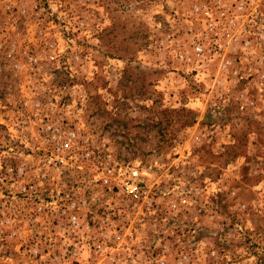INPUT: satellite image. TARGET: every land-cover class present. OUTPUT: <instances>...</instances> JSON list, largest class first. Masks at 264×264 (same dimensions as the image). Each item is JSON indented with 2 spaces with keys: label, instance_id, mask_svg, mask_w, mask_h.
<instances>
[{
  "label": "rangeland",
  "instance_id": "374dc122",
  "mask_svg": "<svg viewBox=\"0 0 264 264\" xmlns=\"http://www.w3.org/2000/svg\"><path fill=\"white\" fill-rule=\"evenodd\" d=\"M0 264H264V0H0Z\"/></svg>",
  "mask_w": 264,
  "mask_h": 264
},
{
  "label": "built area",
  "instance_id": "2783aa9c",
  "mask_svg": "<svg viewBox=\"0 0 264 264\" xmlns=\"http://www.w3.org/2000/svg\"><path fill=\"white\" fill-rule=\"evenodd\" d=\"M133 187H134V189H135V188H136V185H134Z\"/></svg>",
  "mask_w": 264,
  "mask_h": 264
}]
</instances>
